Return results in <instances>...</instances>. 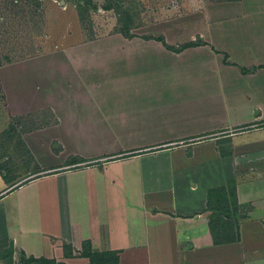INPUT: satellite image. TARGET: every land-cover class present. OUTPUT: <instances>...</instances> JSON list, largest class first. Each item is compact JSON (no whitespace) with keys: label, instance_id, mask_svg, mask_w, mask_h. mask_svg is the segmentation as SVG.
<instances>
[{"label":"crops","instance_id":"crops-1","mask_svg":"<svg viewBox=\"0 0 264 264\" xmlns=\"http://www.w3.org/2000/svg\"><path fill=\"white\" fill-rule=\"evenodd\" d=\"M53 3L0 59V264H264V0L104 36Z\"/></svg>","mask_w":264,"mask_h":264},{"label":"rangeland","instance_id":"rangeland-1","mask_svg":"<svg viewBox=\"0 0 264 264\" xmlns=\"http://www.w3.org/2000/svg\"><path fill=\"white\" fill-rule=\"evenodd\" d=\"M0 0V59L4 55L18 58L38 53L42 42L50 38V26H45L47 2L36 0ZM53 4L74 7L84 6L86 30L97 35L121 31L122 26H146L155 20L179 14L182 0H56ZM88 3V4H87ZM86 8V10H85ZM83 10V9H81ZM57 143H55L56 145ZM42 145V144H41ZM54 146V145H53ZM53 154H57L54 152Z\"/></svg>","mask_w":264,"mask_h":264},{"label":"trees","instance_id":"trees-1","mask_svg":"<svg viewBox=\"0 0 264 264\" xmlns=\"http://www.w3.org/2000/svg\"><path fill=\"white\" fill-rule=\"evenodd\" d=\"M31 5L36 7V0H31ZM88 4V3H87ZM79 6V9L80 11L78 10V13H79V17L82 21V24H84L85 22V15H84V6L85 5H82L80 3V5L78 4ZM83 9V10H81ZM86 10V8H85ZM85 27V26H84ZM130 26L128 27H125L124 28L126 30L129 29ZM157 40H160V41H164L163 37H156ZM187 45H185L184 47H186ZM184 47H180L179 50L183 49ZM8 59V57H7ZM4 62L0 61V65H2ZM225 190V188H223ZM213 201L212 199V196L209 195V202ZM217 203L219 204L218 206V210L222 213V214H225V213H228L229 211L228 210H223L225 207H226V198L224 196H221L216 199ZM220 204H223V206H221ZM217 209V208H216ZM90 243V242H89ZM8 252L12 255L13 254V247H11ZM82 254L84 256H87L90 258V263L89 264H118V257L115 256L114 254L112 253H101V252H93L92 251V248H90V250H87V244L84 245V248H83V252ZM1 255V254H0ZM30 262H36V263H39V264H58V262L54 259H44V258H41V259H36V258H33L31 257L29 259Z\"/></svg>","mask_w":264,"mask_h":264}]
</instances>
